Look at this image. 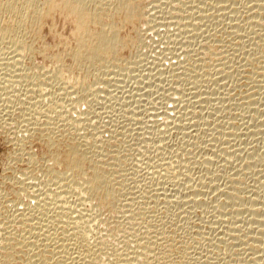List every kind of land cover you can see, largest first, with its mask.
Returning <instances> with one entry per match:
<instances>
[{"label":"rangeland","instance_id":"rangeland-1","mask_svg":"<svg viewBox=\"0 0 264 264\" xmlns=\"http://www.w3.org/2000/svg\"><path fill=\"white\" fill-rule=\"evenodd\" d=\"M135 1L143 2L142 4L144 5V8H145V10H144L145 14L143 16L144 18L142 20H140L139 23H136V25H134V24L133 25L125 24L124 26L122 25L123 27L121 26V29L119 32V36L121 38L124 36L125 37L132 36L136 41L135 45L132 46L133 45L132 44L131 45L132 47L130 46V47L125 48L124 50H121L122 51L120 54L121 59L120 58L118 59L119 62L117 60L114 61V60H108L107 59L106 61H109V62L104 61L103 63H101L99 65H93V67L91 66V68L89 67L90 71L91 70L94 71V66H95L96 70H98V67H96V66H99V68H101V69H99L101 71H99V70L97 71L99 73H96V71H94V73H93V71H92L93 74L91 76H89L91 74L90 71L84 73L86 71V69H85L86 65L84 67L83 64L80 65L79 63L77 64L76 61H73L74 58L72 56V53H73L72 51H74L73 49L76 47L75 45L77 43L75 42L76 38H74L75 32H72V31H75L74 30L75 26H74L72 19L70 17H67L66 14L61 13V12H60L61 14H59V12H57L55 15H53L52 18H49L47 21L45 19V22H44L45 24L43 26V23H42V28L40 30L41 31L40 34L42 37L40 36L39 38L40 39L42 38V39L40 40L38 38V40L34 41V49H35L34 51L35 52H33L32 54H27L26 57H24L23 63H22V68L26 71L25 73L28 74V77H30L29 78L30 81L32 82V80H33L36 82L31 83L30 81H26V79H25V82H22L20 84L21 86L19 85L16 88L18 92L19 91L20 92L22 91V92L18 93L16 91V93H18L19 96L20 95L22 96V97L20 96L21 99L26 100L27 96H26L25 92L28 91L31 87L34 88L33 85L36 84V87L34 88L35 93L33 91L34 96H36V98H37V97H40L42 95L41 99H43L42 105L44 107H47L48 105L55 106V107L57 106L56 108L54 107L55 109L58 108L57 109L58 112H56V111H55L56 113L54 112L56 116L59 115L57 117L55 116L56 120L60 121V122L58 121L57 123L63 129L67 130L69 132L68 134H70V135L73 134V136H74L75 133L77 134V132H80V131L82 132V130L79 131L78 129H76V128L81 127L79 125V120L81 121V119H83L82 121L84 123L86 121L88 124L89 123L88 119L90 118L92 121L91 122L92 125H91V123H89V125H87L88 127H86V128L88 129L89 126L90 125L91 126H90L89 130L86 129V131H90L91 128L92 129L90 132L95 133V132L99 131L96 135L97 136L99 135L98 138L99 139L101 138L100 140H102V141H100V143H102L101 144L102 145L101 152H103V154H100L99 158L101 160H103L108 154H110L104 159V162L105 163L107 162L105 165H106V168L108 169L107 171L109 172V174L112 173L111 174L112 176L110 175V177L112 178V181L115 180L114 183L117 182L115 184V187L119 188L121 186L120 182L123 183V181L126 180L124 178L127 176L129 177V178L127 177V180H126V181L129 180L128 181L129 183L124 181L125 184H127V186L126 185H124V186H126L125 188L131 187L132 189L130 188L129 195L127 194V196L122 194L125 189L121 190L123 192L120 191L122 194V199L120 197V200H123V201L119 200L118 204L124 203L127 199H128L127 200L128 202L126 201V203L129 204V201H130L129 196H130V198H131L130 203H133L132 205L134 206V207L132 206L133 208L130 207L129 208L130 210H127L128 208L124 209L123 206H120L122 204H120L119 205L120 207L117 205V207H119L118 212L114 211V210H113L114 212H112V211L108 210L107 208L105 209V206L100 205L99 202H96L95 199H93V201H92V198H90L91 201L90 200L86 201L87 204L85 203V205H86L85 210L88 211V208H90V211L93 210L92 211L93 213L92 212H88V213L92 214V219H94V220H92V222H95V223L98 222L96 224L93 223L95 225L94 226L95 228H93L92 231H90V234H92V235H89V237L92 241H94L96 239V236L99 237V235L102 234L103 231L105 234L106 233L109 234L110 232L111 233L113 232V235L116 232L118 234V235H116L117 240L115 239V241H113V242H115L117 246H118V244H119V246H121V245H123V241L124 242L126 241V240H124L125 236H126V239L129 238V233L132 229H133V231H131L130 235L135 233L136 228H137V231H139V229H140V231L137 232V234L141 235V232L144 231L142 233V235H143L147 232L149 233V231L151 232L152 230L155 231L156 229H163V226H164L165 231H166L165 233H162L160 230H159V232H157L158 230H156V234H154L155 232L153 231L149 235L151 237L155 236V238L157 240L156 241L154 239V241H156L155 247H157V249L155 248V252H160L163 249V247L166 246V245H163V243L166 240H164L163 238L161 239V237H164V238L166 237V239H167V237H174L175 242L170 241V242H173L172 245H174V248H173L174 251L172 249L173 246H171L170 248L168 246L165 247L166 249L167 248L170 249L169 251L171 253L174 252L173 254H171V253L169 254V251H168V255L170 257L168 259H170V261L173 264H175V263L176 264L177 263L178 264H264V231H263L264 230V219H263L264 218V216H263L264 215V170H263L264 169V159H263L264 155H262L264 152L261 153L262 150H264V88H263L264 87V32H263L264 31V17H263L264 16V8H263L264 7V3H263L264 0H260V1L237 0L239 3L236 0H233V1L232 0H226L227 2L224 0L226 3L223 0H218L219 2H217V0H201V1L200 0H194V1L184 0L185 2L183 0H175V1L174 0L173 1L172 0H135ZM213 1H214V3H213ZM220 1H223L222 3L224 6L222 5V3ZM170 2L172 4H170ZM201 2H203V3H201ZM186 3H187V5H186ZM192 3L195 6V8L192 5ZM254 3H255V5H257V3H259V4L257 6H255V5L253 6ZM261 3L263 6L261 5ZM190 4H191V6H193V8L190 6ZM159 5H160V7H159ZM259 5H260L261 11L259 10ZM185 6H186V8H185ZM196 6L197 7L199 6V8H198L199 10L196 8ZM252 6L254 7L253 9H252ZM200 7H201L202 11L200 10ZM211 7H212V9H211ZM246 10H249V14H250L249 18H248V11L246 12ZM251 10H253L254 12ZM232 12H233V14H232ZM256 12H258V14ZM202 14L204 15V17ZM223 14L225 16H223ZM182 16H183V19L181 18ZM177 19L180 20V22H182L181 23L182 25H184V24L186 25L188 23L190 26L186 25V26H188V28L186 26L185 27L182 26ZM249 19L250 20L252 19V20L250 21ZM189 20H190V23L192 21L196 25H194L193 23L190 24L188 22ZM253 20H255L256 22H253ZM107 21H109V20L104 19V22H107ZM178 22H179V24H178ZM184 22H186V23H184ZM169 24H170V26H169ZM191 25L194 27H192ZM255 25H257V26H255ZM51 26H52V29H51ZM133 26L137 30L134 29ZM252 26H253V29H252ZM95 27L96 26L94 25V29H95ZM222 27H223V29H222ZM127 34H128V36H126ZM248 34H250V35H248ZM226 35H227V37H226ZM213 38L216 39V41ZM220 41H221V43H220ZM67 43L69 44V46ZM203 45L205 46V48ZM209 45L210 46L212 45L214 47L212 51L210 49H208L210 47ZM0 47H2V46H0ZM43 47H45V48H43ZM49 47H50V49H48ZM69 47H70V49H68ZM71 48H73V49H71ZM207 49H208V51H207ZM40 51H41V53H40ZM1 52H5L4 48L2 50H0V53ZM58 54H59V56H57ZM183 54H185V55H183ZM216 54H218V56ZM262 54H263V56H262ZM30 55H32V56H30ZM52 56H53V58H52ZM201 59H203L204 61ZM213 60L214 61L217 60L216 63ZM63 61H64V63H63ZM114 62H116V63H114ZM190 62H192V63H190ZM56 64H58V65H56ZM62 64H64V65H62ZM79 65H80V69H79ZM197 65H199V66H197ZM201 65H203V66H201ZM216 65H218V66H216ZM194 66H195V68H194ZM219 66H220V68H219ZM1 67H0V69H1V71H0V83H1V85H4V83H3L4 79L1 77H4V76H2V73L4 75L5 69H3ZM200 67H202V68H200ZM215 67H217V68L215 69ZM28 69H29V71H28ZM55 69H57V72ZM195 69H197V70H195ZM32 70H33V73H32ZM58 70L61 73L63 72L61 74V76L62 75L63 76L62 77L59 76V77L61 78L60 80H62L65 84L62 81H60L58 78L57 79L55 78L56 81H55V79H53V76L58 74ZM212 70H213V72H212ZM44 71H46V73ZM198 72H200V73L198 74ZM32 74H33V76H32ZM84 74H86L87 76ZM96 75L99 76V79L100 78H103V79L97 80ZM194 75H197V78H195ZM38 76H40V77H38ZM81 77L86 78L85 79L86 81H83L84 83L82 82V80H80V79H82ZM36 78H38V79H36ZM46 78H47V80H46ZM48 78L51 80H49ZM117 79L118 80L120 79V80L118 81ZM37 80H39L38 85H37ZM40 80L41 81L43 80L42 84L40 83L41 82ZM77 80H79V81H77ZM49 81H50V85H48ZM51 82L55 83L56 85L51 84ZM68 84H69V88H68ZM210 84H212V85H210ZM261 84H263V85H261ZM51 85L53 88H51ZM64 85L67 86L66 89H65ZM29 86H31V87L29 88ZM73 86H74V88H73ZM26 87H28V88H26ZM61 88H63L65 90V92L67 90L69 91V92H66V94L70 93L69 97L66 98L64 96L65 92H63L64 90ZM26 89H28V90H26ZM60 89H61V91L63 90L62 94L64 93L63 95H61L64 98L63 102H65V104H63V109H62V107L60 108L59 106H61V105L58 104L61 101L59 102L58 100H55V99H59L58 97H61V96H59L61 94V91H59ZM50 91H53V92H50ZM71 91H74V92H71ZM56 92H57L56 95H58V96H56L54 94ZM58 92L60 94H58ZM43 93L48 94L47 97ZM49 93H50V95H49ZM202 93H204V94H202ZM82 94H83V96L81 97ZM84 94H86V95H84ZM253 95H255V96H253ZM51 96H52V98H51ZM66 96H68V94ZM86 96H88V97H86ZM169 96H171V97H169ZM79 97L81 99L84 97L83 99L85 101L84 102L81 101L79 103L78 102L79 101L78 99H80ZM228 98H230V99H228ZM25 100H24V104H25ZM75 100H76V102H75ZM87 100H88V102H86ZM56 101H58V102H56ZM46 102L47 103L50 102V103L46 104ZM16 103H17V101L13 105V107H12L13 111L11 110L9 115H5L7 112L6 113L3 112V115H2L4 117L3 120L7 119L6 122H9V125L4 124L5 122L3 123L0 120V199H1L0 200V223L2 224L3 222H5L6 219L8 221V223H7V221H6V223H4V226H6L7 224H8L7 226H10V225L12 226L13 225L12 223H14L12 221L15 218H17L18 214L21 215L23 213V211H26V213H27V212H30L33 210V212H35V213L37 212L36 214H38L39 209H35L38 206V203H37L38 201H37L36 196L33 195L31 189H36V188L41 189V188H43L41 186L44 183H45V186L43 185L44 188H48V187H50V185L52 186L53 180L55 179V178L53 179V177L56 176V175L52 176L50 174L45 175L46 174V172L44 173L45 167H46L45 165L50 164L49 160H46V159H48V156H49V151H50L49 147H47L48 146L47 143L44 142V140L40 137L39 132L32 131L31 133H29L30 131H24L23 130L24 127H23L21 122L24 121V119H22V117L20 116V112H19L20 110L19 109H20V106L21 105L23 106L24 104L19 103V101L17 104ZM53 103H56V105ZM69 103H70V105H69ZM167 104H168V106H167ZM201 104H202V106H201ZM25 105H28V104H25ZM64 105L66 107H64ZM5 106H7V104L3 100L2 101L0 100V108L1 109L5 108ZM18 106H19V108H18ZM171 108H173L174 110ZM66 110H68V111L66 112ZM165 110H166V112H165ZM70 111H71V113H70ZM89 111H91V112H89ZM183 111H185V112H183ZM200 111H202V112H200ZM29 112H31V111H27L28 115L27 116L25 115L24 117L30 116ZM164 113H166V114L164 115ZM62 114L65 115V117ZM17 116H19V117H17ZM62 116H63V119L65 118L63 122H61ZM18 118H21L22 121ZM76 118H77V121H76ZM85 118H88V119L85 120ZM66 119H68L67 120L69 122L68 125H67ZM100 120L102 122H100ZM184 122H185V124H184ZM196 122H198V123H196ZM24 123H25V121L23 122V124ZM72 124H73V126H72ZM78 125L80 127H78ZM176 125H178V126H176ZM95 126H96V128H95ZM66 128H68L69 130ZM95 129L96 130L98 129V130L94 131ZM252 130H254V131H252ZM101 131H103V132H101ZM254 133H256V134H254ZM12 138H13V141L11 140ZM195 138H197V139H195ZM21 144H22V146H21ZM108 144L111 146H114L111 148L112 150L110 149L111 146L107 147ZM105 146H106V149H105ZM214 146H215V148H214ZM233 146H234V148H233ZM108 149H109V151H108ZM105 150H107V151H105ZM117 150L120 153L119 155H116L118 152ZM14 151L15 152L17 151V152L14 153ZM22 151L23 152L25 151L24 153L25 154L27 153V156L23 157V155H25V154ZM257 151L259 152L258 153L259 155L256 154ZM111 152H113V154ZM246 152H248V153H246ZM21 153H22V155H21L22 157L20 156ZM28 153H29V156H28ZM14 155L16 157L15 158L16 160L13 159ZM46 155H48V156H46ZM111 155H112V159H111ZM116 156L121 158V160L118 157L115 160L114 158ZM257 156H259V157H257ZM240 157H242V158H240ZM260 157H262V159ZM20 158L22 159L21 161H20ZM30 159H31V161H32V159H36L35 163L33 161L31 162ZM117 159L120 161V163ZM253 159L257 164H255V162H253ZM183 160H184V162H183ZM258 160H260V161H258ZM210 162H211V164H210ZM251 162L254 163V165H256V166H254L253 164H249ZM260 162L263 163V166L261 165L262 163L259 164ZM114 163H116V166H118V167H116ZM108 164H109V166H108ZM110 164L114 165V166L111 165L112 169H111ZM168 164L170 166H172V167H170L172 170L171 175L173 174L174 177L171 175L168 176L166 173L167 170L165 168H167ZM245 165H246V167H244ZM28 166H31L33 172L30 170L31 168ZM250 166H253V167H250ZM108 167L111 169V171H109L110 169ZM121 168H122L123 172L120 174L119 171H122ZM124 168H125V171H124ZM27 169H28V173H27ZM248 169H250V170H248ZM36 170H37V172H36ZM40 170H41V172H39ZM239 170H240V172H239ZM113 171H114L115 175H113ZM115 171L118 173H115ZM30 172H32V173H30ZM24 173L25 174L27 173V174L25 175ZM36 173H38V174H36ZM28 174H29V176L30 175L31 176L29 177ZM32 175H34L35 178H37V179L39 177V180H37V181H36V179L33 180L34 177ZM25 176L29 177V183H31L32 181L35 183V184L31 183L32 184L31 186L34 187V188L30 189L31 192H29V191L25 192L24 190H22L23 188H21V185L22 186H24L25 184L28 185V180H26L28 178ZM45 176H47V178ZM118 176L119 177L121 176L120 179ZM11 177L14 179H12ZM31 177H32V179H30ZM116 177L118 180L116 179ZM229 177H230V179H229ZM245 177H246V179H245ZM163 178H164V180H163ZM47 179H49L48 182L49 181L51 182L50 184L46 181ZM234 179H236V181H238V182H236ZM3 180H5V181H3ZM231 180H234L235 182H233V181L230 182ZM21 181L23 182V184L21 183ZM152 183H153V185H152ZM233 183L234 184L238 183V184L234 185ZM46 184L48 185V187H46L47 186ZM228 184L229 185L231 184V185L229 186ZM35 185H36V188H35ZM237 185H239V186H237ZM260 185H262L263 187ZM190 187H191V189H190ZM228 187L233 188V190L235 189L236 191L239 190L238 189V187H239V188L243 189V190L240 189L241 191H237L238 193L239 192L241 193L243 191L239 195H241V197H244V199H247V198H245L246 196L248 197V199L250 198L249 200L247 199L246 201L245 200L243 201V198H242L243 203L241 202V200H238L239 202L237 201L236 204H234V206L231 207L232 210L230 207H228L227 210H230L231 215L229 212H228L229 214L226 213L227 210L225 211V213H226L225 214L224 210H222L220 208V210L223 211L222 212L218 209L219 208V205H218L219 202L221 201V199L224 198V196L220 195L221 190H223V188H228ZM192 188H194L196 191L194 189L192 192L189 191V190H192ZM131 190H133L132 192H134L133 195H132V192L130 193ZM213 191H214V193H213ZM22 192H23V194H22ZM196 192L198 193V195L196 194ZM26 193H28L29 195ZM146 193H148V194H146ZM135 194L139 195L141 198L137 197ZM188 194L191 196H189ZM258 194H259V196H258ZM18 195H20V196H18ZM150 195L152 196V198L150 197ZM187 195L190 197V199H188L189 197ZM124 196L127 197V199H125ZM132 196H135L137 198V200L139 199L138 200L139 202H136V200L134 201L135 197H134V199H132L133 198ZM192 196L198 197V199L196 198L197 200L196 199L195 200L197 202L199 201V203L193 202V204H192V201H191V199L193 198ZM33 197H35L36 199ZM42 197L44 198L43 195H42ZM166 197L169 200H166ZM185 197H188V198H185ZM71 198H69V199L75 205V202L77 201L76 197H71ZM180 199H181V201H180ZM252 199H254V200L258 199L257 200L258 202L257 201L256 202H257V205L259 207L254 204V208H257L260 213L256 212V213H252V215H251V212L244 211L245 208L249 206V203H247V201H250ZM144 200H145V202H144ZM146 200L149 203H147ZM187 200H188V202H187ZM200 201H201V203H200ZM72 202H71V205L73 204ZM240 202L243 205L242 204L240 205ZM36 203H37V205H36ZM194 203H195V205H194ZM238 203H239V205H238ZM136 204H138V205H136ZM246 204H248V206ZM96 205H97V207H96ZM236 205L238 206V209H240V207H242V210L244 209L242 211V213H240L241 215L237 214V209H235V208H237ZM14 206H16V207H14ZM34 206H36V207H34ZM135 206L137 207V210H136ZM139 207H142L143 209H145V211H144L145 213L142 214V215H144V216H142L143 218H141V219L139 218V221H136V220H138L137 218L139 217L138 216V213L140 212ZM122 208H123V210H122ZM19 209H20V211H19ZM233 209L235 210L234 212H233ZM124 210H127V211H125L126 215L128 213L129 217L131 216L133 218L132 219L128 218L127 217L128 215L126 216L124 214V212H123ZM5 211H7V212H5ZM130 211H132V214L130 213ZM116 212H117V214H116ZM118 213H122L123 215L118 214ZM110 214L113 216L111 217ZM236 214L239 216V219H241L239 222H237L238 224L236 225V227H240L239 230H240V232L242 231L243 235H247V236H251V235L255 236L256 235V237L258 236V238L260 239V242L255 243L256 241H254V243L257 245L261 244L260 245L261 251L258 250L259 252H256V250L252 251V250H249L247 248L244 249L243 248L244 245L243 246L240 245V243L238 242L239 240L237 241V239L234 240V238L233 239L228 238L230 235H232L236 231L231 233V229H229L230 224H228L227 220L230 219L229 216H233V215L235 216ZM254 214L258 215L259 217L258 216L256 217V215H254ZM12 215H13V218L11 217ZM120 215H121V217H120ZM93 216L96 218V220ZM97 216L99 219L97 218ZM115 216H118V217H115ZM122 216H125L126 218L123 217V219H122ZM151 216H153V217H151ZM113 217H114V220H112ZM119 217L122 220H120ZM116 218H119L118 219L119 221ZM146 218H148V219H146ZM200 218H201V220H200ZM245 218H247V219H245ZM256 218H259V219H256ZM105 219H106V221H108L110 224H113V225H110V224L108 225V222H106ZM252 219H253V221H252ZM9 220L11 222H9ZM125 220H127L129 222H126ZM133 220H134L135 224H137L136 227H134L135 225H134ZM256 220H257V222L260 220V222L257 223ZM112 221H113V223H112ZM115 222L116 223L119 222V223L117 224L118 228L114 229V227L116 226ZM136 222H138L139 224ZM164 222L165 223L168 222V223H166L164 225ZM214 222H216V223H214ZM144 223H146V224H144ZM1 224H0V226H1ZM130 224L133 227L130 226ZM154 224L158 228L156 226H154ZM158 224H161V225L159 226ZM172 224H174L173 225L174 227L172 226ZM124 225L125 226L127 225V226L122 227ZM238 225H240V226H238ZM119 226H121V227H119ZM152 226H154L153 229H152ZM259 226H260V228H259ZM2 227H3V224H2ZM168 227H170V228H168ZM129 228H131V229H129ZM166 228L168 229V231ZM105 229H108V230L106 231ZM118 229H119V231H118ZM120 229L123 230L124 234H123L122 230L120 231ZM174 229H176V230H174ZM15 230H16L17 234L20 233L17 229H15ZM95 230H97L96 231L97 235H95L96 232L93 233ZM146 230H148V231H146ZM245 230H246V232H245ZM108 231H110V232H108ZM259 231H260V234H262V235L259 234ZM118 232H120V233H118ZM240 232H238V234ZM24 233H26V232L24 231ZM125 233H126V235H125ZM242 233H240V234H242ZM248 233L250 235H248ZM158 234H159V236H158ZM165 234H168V236H166ZM120 235L121 236L123 235L124 238H123V236L121 237ZM176 235H177V237H176ZM118 237L121 238V241ZM224 238H226V239H224ZM261 239H262V241H261ZM159 240L161 242V245L159 244ZM180 240H181V242H180ZM226 240H227V242H226ZM235 241H236V243H235ZM257 241H259V240H257ZM237 242L239 245L237 244ZM186 243H188V244H186ZM227 243H228V245H226ZM231 244H234V245H231ZM228 246L230 248H228ZM238 248H240V249H238ZM166 249H164V250H166ZM197 253H199V254H197ZM25 255L26 254L24 252H20V254L17 255V259L18 258L19 259L15 260L16 263L22 264L23 260L26 257ZM170 255H173V256H170ZM253 258H256L255 261H253ZM172 259H173V261L174 260L175 261L173 262ZM178 259H179V261H178ZM117 264H118V262H117Z\"/></svg>","mask_w":264,"mask_h":264},{"label":"bare ground","instance_id":"bare-ground-1","mask_svg":"<svg viewBox=\"0 0 264 264\" xmlns=\"http://www.w3.org/2000/svg\"><path fill=\"white\" fill-rule=\"evenodd\" d=\"M173 1V0H172ZM175 1V0H174ZM184 1V0H183ZM194 1V0H192ZM201 1V0H200ZM224 1V0H223ZM223 1H220L221 3ZM226 1V0H225ZM224 1V2H225ZM233 1V0H232ZM237 1V0H236ZM249 1V0H248ZM254 1V0H253ZM256 1H260V0H256ZM179 2V1H178ZM177 2V3H178ZM185 2V1H184ZM207 2V1H206ZM217 2H219L217 0ZM216 2V3H217ZM227 2V1H226ZM225 2V3H226ZM229 2V1H228ZM238 2V1H237ZM243 2V1H242ZM143 2H137L135 0H0V47L2 50L4 48L5 52H1L0 54V67L5 69L4 71V75L2 73V76L4 77H1L3 78L4 80V85H1L0 83V100L4 101L7 106H5V108H0V120L4 123V124H8L9 125V122H6V120H3V112H7L5 115H9L11 110L13 111V105L15 104V102L19 101V103H23L24 104V100L25 99H21V97L18 95V92L17 91V87L22 83V82H25V79L26 81H30V77H28V74L25 73L26 71L22 68V63H23V59L24 57H26L27 54H32L33 52H35L34 50V41L35 40H38V38L41 36L40 34V30L42 28V23H43V26H44V22H45V19L46 21L49 19V18H52L53 15H55L57 12H59V14L61 13H64L67 15V17H70L74 23V30L75 31H72V32H75V37L76 38V47L73 49L74 51H72V56H73V61H76L77 64L79 63L80 65H86V72L90 71V68L91 66L93 67V65H99L101 63H103L104 61H106L107 59L108 60H117L119 62V58H120V54H121V50H124L125 48L127 47H130L132 44V46L135 45V39L132 37V36H129V37H120L119 36V32H120V29H121V26L125 25V24H131V25H136V23H139L140 20H142L144 17V5L142 4ZM182 3V2H181ZM198 3V2H197ZM203 3V2H201ZM214 3V1H213ZM220 3V4H221ZM232 3V2H231ZM239 3V2H238ZM244 3V2H243ZM251 3V2H250ZM264 3V2H263ZM170 4H172L170 2ZM184 4V3H183ZM247 4V3H246ZM259 3H257L258 5ZM161 5V4H160ZM159 5V7H160ZM185 5V4H184ZM183 5V6H184ZM187 5V3H186ZM193 5V3H192ZM218 5V4H217ZM223 5V3H222ZM234 5V4H233ZM255 5V3L253 4V6ZM255 5V6H257ZM262 5V3H261ZM169 6V5H168ZM174 6V5H173ZM177 6V5H176ZM191 6V4H190ZM189 6V7H190ZM194 6V5H193ZM193 6H191L193 8ZM219 6V5H218ZM217 6V7H218ZM224 6V5H223ZM227 6V5H226ZM235 6V5H234ZM247 6V5H246ZM252 6V9L254 8ZM263 6V5H262ZM146 7V6H145ZM188 7V8H189ZM202 7V6H201ZM201 7H200V10H201ZM204 7V6H203ZM209 7V6H208ZM232 7V6H231ZM236 7V6H235ZM245 7V6H244ZM243 7V8H244ZM171 8V7H170ZM186 8V6H185ZM187 8V9H188ZM195 8V6H194ZM196 8L198 9L199 6ZM251 8V7H250ZM264 8V7H263ZM173 9V8H172ZM212 9V7H211ZM249 9V8H248ZM258 9V8H257ZM262 9V8H261ZM154 10V9H153ZM171 10V9H170ZM194 10V9H193ZM199 10V9H198ZM208 10V9H207ZM238 10V9H237ZM236 10V11H237ZM243 10V9H242ZM259 10H260V5H259ZM263 10V9H262ZM195 11V10H194ZM202 11V10H201ZM200 11V12H201ZM219 11V10H218ZM248 11V18L250 17V14H249V10H246V12ZM253 11V10H251ZM261 11V10H260ZM61 12V13H60ZM198 12V11H197ZM243 12V11H242ZM241 12V13H242ZM254 12V11H253ZM259 12V11H258ZM258 12H256L258 14ZM228 13V12H227ZM260 13V12H259ZM168 14V13H167ZM170 14V13H169ZM219 14V13H218ZM233 14V12H232ZM252 14V13H251ZM63 15V14H62ZM65 15V16H66ZM183 15V14H182ZM187 15V14H186ZM195 15V14H194ZM203 15V14H202ZM237 15V14H236ZM253 15V14H252ZM256 15V14H255ZM262 15V14H261ZM196 16V15H195ZM209 16V15H208ZM223 16H225L223 14ZM233 16V15H232ZM231 16V17H232ZM66 17V18H67ZM188 17V16H187ZM204 17V15H203ZM230 17V18H231ZM236 17V16H235ZM252 17V16H251ZM255 17V16H254ZM253 17V18H254ZM261 17V16H260ZM264 17V16H263ZM165 18V17H164ZM183 19V16L181 17ZM186 18V17H185ZM192 18V17H191ZM200 18V17H199ZM206 18V17H205ZM229 18V17H228ZM252 18V19H253ZM257 18V17H256ZM104 19H108L109 21L107 22H104ZM180 19V18H179ZM188 19V18H187ZM190 19V18H189ZM232 19V18H231ZM247 19V18H246ZM251 19V20H252ZM69 20V19H68ZM178 20V19H177ZM185 20V19H184ZM183 20V21H184ZM199 20V19H198ZM250 20V19H249ZM250 20V21H251ZM144 21V20H143ZM180 22V20H178ZM187 21V20H186ZM194 21V20H193ZM246 21V20H245ZM260 21V20H259ZM69 22V21H68ZM178 22V24H179ZM190 23V20L188 21ZM253 22H256L255 20H253ZM160 23V22H159ZM177 23V22H176ZM182 22H180L181 24ZM186 23V22H184ZM193 22L191 21L190 24H192ZM240 23V22H239ZM251 23V22H250ZM263 23V22H262ZM65 24V23H64ZM167 24V23H166ZM172 24V23H171ZM194 24V23H193ZM255 24V23H254ZM257 24V23H256ZM93 25V26H92ZM94 25L97 27H95L94 29ZM182 25V24H181ZM186 25H189L188 23ZM185 24L182 25V26H186ZM196 25V24H194ZM222 25V24H221ZM225 25V24H224ZM250 25V24H249ZM262 25V24H261ZM122 26V27H123ZM170 26V24H169ZM181 26V27H182ZM190 26V25H189ZM192 26V25H191ZM238 26V25H237ZM257 26V25H255ZM260 26V25H259ZM132 27V26H131ZM188 28V26H186ZM194 27V26H192ZM207 27V26H206ZM245 27V26H244ZM250 27V26H249ZM44 28V27H43ZM54 28V27H53ZM134 29H136L134 26H133ZM179 28V27H178ZM51 29H52V26H51ZM183 29V28H182ZM192 29V28H191ZM194 29V28H193ZM223 29V27H222ZM227 29V28H226ZM229 29V28H228ZM244 29V28H243ZM252 29H253V26H252ZM131 30V29H130ZM137 30V29H136ZM173 30V29H172ZM179 31V30H178ZM197 31V30H196ZM203 31V30H202ZM225 31V30H224ZM238 31V30H237ZM236 31V32H237ZM50 32V31H49ZM180 32V31H179ZM191 32V31H190ZM206 32V31H205ZM264 32V31H263ZM138 33V32H137ZM257 33V32H256ZM40 34V35H39ZM140 34V33H139ZM232 34V33H231ZM138 35V34H137ZM174 35V34H173ZM181 35V34H180ZM184 35V34H183ZM194 35V34H193ZM250 35V34H248ZM256 35V34H255ZM128 36V34L126 35ZM140 36V35H139ZM138 36V37H139ZM211 36V35H210ZM261 36V35H260ZM42 37V36H41ZM227 37V35H226ZM240 37V36H239ZM258 37V36H257ZM140 38V37H139ZM178 38V37H177ZM180 38V37H179ZM40 39V38H39ZM42 39V38H41ZM40 39V40H41ZM214 39V38H213ZM221 39V38H220ZM262 39V38H261ZM138 40V39H137ZM216 41V39H214ZM259 40V39H258ZM213 41V40H212ZM227 41V40H226ZM229 41V40H228ZM232 41V40H231ZM238 41V40H237ZM44 43V42H43ZM221 43V41H220ZM225 43V42H224ZM45 44V43H44ZM43 44V45H44ZM62 44V43H61ZM68 44V43H67ZM138 44V43H137ZM199 44V43H198ZM218 44V43H217ZM185 45V44H184ZM231 45V44H230ZM229 45V46H230ZM49 46V45H48ZM58 46V45H57ZM65 46V45H64ZM69 46V44H68ZM131 46V47H132ZM204 46V45H203ZM208 46V45H207ZM210 46V45H209ZM212 46V45H211ZM207 47L208 49H210L211 51L213 50V46L212 47ZM218 46V45H217ZM222 46V45H221ZM39 47V46H38ZM52 47V46H51ZM234 47V46H233ZM237 47V46H236ZM45 48V47H43ZM54 48V47H53ZM57 48V47H56ZM193 48V47H192ZM205 48V46H204ZM203 48V49H204ZM219 48V47H218ZM223 48V47H222ZM50 49V47L48 48ZM63 49V48H62ZM70 49V47L68 48ZM207 49V51H208ZM246 49V48H245ZM67 50V49H66ZM215 50V49H214ZM222 50V49H221ZM37 51V50H36ZM43 51V50H42ZM63 51V50H62ZM61 51V52H62ZM69 51V50H68ZM194 51V50H193ZM204 51V50H203ZM226 51V50H225ZM224 51V52H225ZM39 52V51H38ZM210 52V51H209ZM219 52V51H218ZM217 52V53H218ZM222 52V51H221ZM220 52V53H221ZM41 53V51H40ZM39 53V54H40ZM68 53V52H67ZM187 53V52H186ZM214 53V52H213ZM212 53V54H213ZM223 53V52H222ZM235 53V52H234ZM123 54V53H122ZM188 54V53H187ZM186 54V55H187ZM204 54V53H203ZM209 54V53H208ZM242 54V53H241ZM246 54V53H245ZM256 54V53H255ZM254 54V55H255ZM258 54V53H257ZM41 55V54H40ZM45 55V54H44ZM54 55V54H53ZM65 55V54H64ZM71 55V54H70ZM185 55V54H183ZM190 55V54H189ZM218 56V54H216ZM260 55V54H259ZM32 56V55H30ZM59 56V54L57 55ZM68 56V55H67ZM71 56V57H72ZM204 56V55H203ZM221 56V55H220ZM256 56V55H255ZM263 56V54H262ZM28 57V56H27ZM45 57V56H44ZM51 57V56H50ZM65 57V56H64ZM122 57V56H121ZM223 57V56H222ZM236 57V56H235ZM244 57V56H243ZM53 58V56H52ZM58 58V57H57ZM60 58V57H59ZM68 58V57H67ZM164 58V57H163ZM203 58V57H202ZM214 58V57H213ZM51 59V58H50ZM121 59V58H120ZM188 59V58H187ZM215 59V58H214ZM218 59V58H217ZM222 59V58H221ZM249 59V58H248ZM53 60V59H52ZM57 60V59H56ZM64 60V59H63ZM161 60V59H160ZM203 60V59H201ZM200 60V61H201ZM210 60V59H209ZM250 60V59H249ZM262 60V59H261ZM204 61V60H203ZM214 61V60H213ZM217 61V60H216ZM216 61H214L216 63ZM221 61V60H220ZM244 61V60H243ZM61 62V61H60ZM106 62H109V61H106ZM185 62V61H184ZM188 62V61H187ZM256 62V61H255ZM62 63V62H61ZM64 63V61H63ZM116 63V62H114ZM134 63V62H133ZM192 63V62H190ZM225 63V62H224ZM250 63V62H249ZM76 64V65H77ZM118 64V63H117ZM208 64V63H207ZM219 64V63H218ZM256 64V63H255ZM58 65V64H56ZM64 65V64H62ZM80 65H79V69H80ZM108 65V64H107ZM101 66V65H100ZM192 66V65H191ZM190 66V67H191ZM199 66V65H197ZM203 66V65H201ZM218 66V65H216ZM223 66V65H222ZM61 67V66H60ZM65 67V66H64ZM76 67V66H75ZM90 67V68H89ZM98 67V70L101 69L99 68V66H96ZM205 67V66H204ZM207 67V66H206ZM56 68V67H55ZM63 68V67H62ZM67 68V67H66ZM70 68V67H69ZM89 68V69H88ZM188 68V67H187ZM195 68V66H194ZM202 68V67H200ZM217 67H215L216 69ZM220 68V66H219ZM225 68V67H224ZM230 68V67H229ZM237 68V67H236ZM60 69V68H59ZM148 69V68H147ZM191 69V68H190ZM54 70V69H53ZM56 72H57V69H55ZM61 70V69H60ZM82 70V69H81ZM98 70L95 69V66H94V71H96V73H99L97 72ZM189 70V69H188ZM197 70V69H195ZM207 70V69H206ZM260 70V69H259ZM1 71V69H0ZM3 71V70H2ZM29 71V69H28ZM63 71V70H62ZM80 71V70H79ZM93 70L90 71V75L91 76L93 73H92ZM101 71V70H99ZM106 71V70H105ZM187 71V70H186ZM193 71V70H192ZM46 73V71H44ZM65 72V71H64ZM69 72V71H68ZM107 72V71H106ZM110 72V71H109ZM159 72V71H158ZM213 72V70H212ZM224 72V71H223ZM32 73H33V70H32ZM48 73V72H47ZM63 73V72H62ZM59 70H58V74L57 75H54L53 76V79H61L59 76H61L62 74ZM80 73V72H79ZM112 73V72H111ZM114 73V72H113ZM182 73V72H181ZM197 73V72H196ZM200 72H198L199 74ZM206 73V72H205ZM204 74V73H203ZM213 74V73H212ZM211 74V75H212ZM227 74V73H226ZM43 75V74H42ZM45 75V74H44ZM78 75V74H77ZM86 75V74H84ZM201 75V74H200ZM199 75V76H200ZM33 76V74H32ZM56 76V77H55ZM63 76V75H62ZM61 76V77H62ZM87 76V75H86ZM96 79L98 80L99 79V76L96 75ZM101 76V75H100ZM172 76V75H171ZM195 78H197V75H194ZM206 76V75H205ZM226 76V75H225ZM232 76V75H231ZM40 77V76H38ZM85 77V76H84ZM95 77V76H94ZM185 77V76H184ZM189 77V76H188ZM247 77V76H246ZM251 77V76H250ZM29 80H28V79ZM33 78V77H32ZM45 78V77H44ZM50 78V77H49ZM48 78V79H49ZM52 78V77H51ZM82 78V77H81ZM110 78V77H109ZM108 78V79H109ZM112 78V77H111ZM178 78V77H177ZM183 78V77H182ZM252 78V77H251ZM262 78V77H261ZM35 79V78H34ZM38 79V78H36ZM40 79V78H39ZM55 79V81H56ZM72 79V78H71ZM86 78H82L80 80L83 81H86L85 80ZM100 79H103V78H100ZM99 79V80H100ZM156 79V78H155ZM191 79V78H190ZM246 79V78H245ZM45 80V79H44ZM47 80V78H46ZM51 80V79H49ZM112 80V79H111ZM118 80V79H117ZM116 80V81H117ZM120 80V79H119ZM118 80V81H119ZM140 80V79H139ZM181 80V79H180ZM201 80V79H200ZM218 80V79H217ZM38 81L37 80V85H38ZM41 81V80H40ZM54 81V82H55ZM62 81V80H60ZM79 81V80H77ZM241 81V80H240ZM31 82V81H30ZM36 81H33L31 83H34ZM43 80L40 82L42 84ZM53 82V81H52ZM51 84H55V83H52ZM63 82V81H62ZM69 82V81H68ZM94 82V81H93ZM195 82V81H194ZM218 82V81H217ZM233 82V81H232ZM257 82V81H256ZM39 83V84H40ZM57 83V82H56ZM64 83V82H63ZM71 83V82H70ZM84 83V82H83ZM101 83V82H100ZM142 83V82H141ZM192 83V82H191ZM227 83V82H226ZM47 84V83H46ZM65 84V83H64ZM78 84V83H77ZM193 84V83H192ZM218 84V83H217ZM246 84V83H245ZM25 85V84H24ZM35 85V86H34ZM33 87L35 88L36 87V84H34ZM48 85H50V81L48 83ZM56 85V84H55ZM72 85V84H71ZM70 85V86H71ZM212 85V84H210ZM263 85V84H261ZM21 86V85H20ZM40 86V85H39ZM217 86V85H216ZM31 86H29L30 88ZM63 87V86H62ZM65 89L67 86H65ZM63 87V88H64ZM196 87V86H195ZM241 87V86H240ZM258 87V86H257ZM260 87V86H259ZM24 88V87H23ZM28 88V87H26ZM34 88H30L28 91H26V96H27V99L25 100V104H28V105H21L20 106V116L22 117V119H24L25 123L23 124L24 121L21 120V118H18L20 119L22 122V125H23V130L24 131H30L29 133H31L32 131H37L39 132L40 134V137L44 140V142L47 143V147H49V156H48V159L46 160H49V165H45V171L44 173L46 172L45 175L47 174H50L52 176L56 175L55 177H53V184L52 186L50 185V187H48V185L46 187L48 188H44L45 186V183L41 186L43 188H36V185H35V188L36 189H31V188H34L33 186H31L32 184L31 183H34L33 181L31 183H29V174L32 173V168L31 166H28L30 167L31 171L28 176H25L27 177L28 179V185L25 184L24 186L21 185V188H23L22 190H24L25 192L29 191L33 193V195L36 196L37 198V203H38V208L36 206L35 209H39V213L36 214L35 212L30 211V212H27L26 211H23V213L20 215V214H16L17 215V218H15L12 222L13 225L11 226H4V223H6L7 219L5 220V222H3V227H2V224L0 226V264H17L16 263V259H17V255L20 254V252H24L26 255L25 259L23 260V263L22 264H173L168 255V251L170 249H166L165 247H172V249L174 248V245L173 242H175V239L174 237H161V239L163 238L164 240H166L163 245H166L165 247H163V249L160 251V252H155V248L157 249V247H155V244H156V238L155 236H150L149 234L151 232H153L154 230H152L151 232L149 231V233H145L142 235V233L144 232H141V235H138L137 232L140 231H137V228L135 229V233L134 234H131V231H133V229L130 231L129 233V238L126 239V236H125V239L126 240L125 242L123 241V245L118 246L116 245L115 242V239H116V235H118L116 232L115 234L113 235V232L111 233L110 232L109 234L108 233H104V231L102 232V234L99 235V237L96 236V239L94 241H92L89 237V235H92L90 234V231H92L93 228H95L94 224L98 223V222H92V214L91 213H88V212H92L93 210L90 211V208H88V211L85 210V203L86 201L90 200V198H92V201L93 199L96 200V202H99L100 205L102 206H105V209L107 208L108 210L114 212V211H117L118 212V209L120 206H123V208H128L127 210H130L129 208L132 207L133 203H130L131 202V198L129 196V204L126 203V201L128 200L127 197V194L129 195V190L130 188H125L127 186V184H125L124 181L127 180V177H123L124 180L123 183L120 182L121 186L119 188H116L115 187V184L117 183H114V181H112V178L110 177V175L112 174H109V172L107 171L108 169L106 168V163L104 162V159L110 155V154H106L107 156L105 157L104 155V159L101 160L99 157H100V154H103V152H101L102 150V143H100V140L98 137L99 135L97 136L96 134L99 132L97 131L96 129L94 131H97V132H90V131H86V127H88L87 125H89V123H91V119L89 118H85L89 120V123L87 124V122L85 121V123L82 121L83 119H81V121L79 120V126L80 128H76L78 129L79 131L82 130V132H77V134L75 133L74 136L73 134L70 135L68 134L69 132L65 129H63L60 125H58V121L59 120H56L55 118V113L58 112L57 109H55L56 107L55 106H51V105H46L47 107H44L42 104H43V99H41L42 95L40 97H37L34 96L33 94V91L35 93V90ZM44 88V87H43ZM51 88L52 85H51ZM61 88V89H63ZM68 88H69V84H68ZM74 88V86H73ZM180 88V87H179ZM221 88V87H220ZM242 88V87H241ZM255 88V87H254ZM264 88V87H263ZM37 89V88H36ZM41 89V88H40ZM50 89V88H49ZM59 89V88H58ZM61 89L59 91H61ZM185 89V88H184ZM187 89V88H186ZM210 89V88H209ZM245 89V88H244ZM257 89V88H256ZM47 90V89H46ZM64 90V89H63ZM62 90V91H63ZM214 90V89H213ZM16 91L18 93H16ZM45 91V90H44ZM43 91V92H44ZM62 91H61V94L58 92V94H60L59 96L63 95L62 94ZM109 91V90H108ZM196 91V90H195ZM232 91V90H231ZM22 92V91H21ZM20 92V93H21ZM50 92H53V91H50ZM65 92V90L63 91ZM66 92H69L68 90ZM64 94V96L67 98L69 97V94L70 93H67L68 96H66L67 94ZM71 92H74V91H71ZM77 92V91H76ZM81 92V91H80ZM105 92V91H104ZM258 92V91H257ZM48 93V92H47ZM82 93V92H81ZM84 93V92H83ZM97 93V92H96ZM146 93V92H145ZM206 93V92H205ZM226 93V92H225ZM246 93V92H245ZM255 93V92H254ZM24 94V93H23ZM44 94V93H43ZM55 95L57 94L54 93ZM53 94V95H54ZM77 94V93H76ZM110 94V93H109ZM177 94V93H176ZM199 94V93H198ZM197 94V95H198ZM204 94V93H202ZM214 94V93H213ZM212 94V95H213ZM244 94V93H243ZM242 94V95H243ZM251 94V93H250ZM46 97L48 94H44ZM43 95V96H44ZM50 95V93H49ZM86 95V94H84ZM89 95V94H88ZM146 95V94H145ZM211 95V94H210ZM25 96V95H24ZM44 96V97H45ZM58 96V95H56ZM83 96V94L81 95V97ZM124 96V95H123ZM178 96V95H177ZM228 96V95H227ZM238 96V95H237ZM255 96V95H253ZM88 97V96H86ZM147 97V96H146ZM145 97V98H146ZM171 97V96H169ZM212 97V96H211ZM219 97V96H218ZM251 97V96H250ZM25 98V97H24ZM52 98V96H51ZM50 98V99H51ZM55 98V97H54ZM59 99H55V100H58L60 103H58L60 108L62 107L63 109V104H65L64 101V98L61 96V97H58ZM71 98V97H70ZM80 98V97H79ZM84 98V97H83ZM78 99L79 103L82 101L84 102L85 100L84 99ZM240 98V97H239ZM230 99V98H228ZM251 99V98H250ZM52 100V99H51ZM50 100V101H51ZM54 101V100H53ZM56 101V102H58ZM69 101V100H68ZM108 101V100H107ZM138 101V100H137ZM173 101V100H172ZM202 101V100H201ZM226 101V100H225ZM242 101V100H241ZM73 102V101H72ZM76 102V100H75ZM88 102V100L86 101ZM216 102V101H215ZM244 102V101H243ZM2 103V102H1ZM16 103V104H17ZM50 103V102H48ZM46 102V104H48ZM174 103V102H173ZM203 103V102H202ZM207 103V102H206ZM227 103V102H226ZM52 104V103H51ZM56 105V103H53ZM57 104V105H58ZM212 104V103H211ZM217 104V103H216ZM2 105V104H1ZM45 105V104H44ZM70 105V103H69ZM72 105V104H71ZM106 105V104H105ZM197 105V104H196ZM252 105V104H251ZM3 106V105H2ZM168 106V104H167ZM184 106V105H183ZM202 106V104H201ZM204 106V105H203ZM4 107V106H3ZM55 107V108H54ZM64 107H66L64 105ZM175 107V106H174ZM173 107V108H174ZM19 108V106H18ZM171 108V109H173ZM176 108V107H175ZM183 108V107H182ZM256 108V107H255ZM65 109V108H64ZM72 109V108H71ZM75 109V108H74ZM97 109V108H96ZM128 109V108H127ZM185 109V108H184ZM167 110V109H166ZM165 110V112H166ZM174 110V109H173ZM191 110V109H190ZM212 110V109H211ZM256 110V109H255ZM17 111V110H16ZM27 111H31L29 112V115L28 117H24L25 115L27 116ZM56 111V112H55ZM68 110H66L67 112ZM96 111V110H95ZM163 111V110H162ZM230 111V110H229ZM251 111V110H250ZM55 112V113H54ZM62 112V111H61ZM65 112V111H64ZM91 112V111H89ZM130 112V111H129ZM185 112V111H183ZM191 112V111H190ZM202 112V111H200ZM228 112V111H227ZM63 113V112H62ZM71 113V111H70ZM87 113V112H86ZM105 113V112H104ZM154 113V112H153ZM58 114V113H57ZM73 114V113H72ZM79 114V113H78ZM166 113H164L165 115ZM188 114V113H187ZM191 114V113H190ZM4 115V116H5ZM19 115V114H18ZM63 115V114H62ZM67 115V114H66ZM83 115V114H82ZM86 115V114H85ZM106 115V114H105ZM170 115V114H169ZM230 115V114H229ZM14 116V115H13ZM59 116V115H57ZM56 116V117H57ZM65 117V115H63ZM63 116H62V121H64L63 119ZM89 116V115H88ZM134 116V115H133ZM138 116V115H137ZM204 116V115H203ZM6 117V116H5ZM19 117V116H17ZM61 117V116H60ZM155 117V116H154ZM262 117V116H261ZM68 118V117H67ZM80 118V117H79ZM195 118V117H194ZM197 118V117H196ZM227 118V117H226ZM9 119V118H8ZM61 119V118H60ZM71 119V118H70ZM68 119H66V122H67V125H68ZM87 120V121H88ZM152 120V119H151ZM192 120V119H191ZM217 120V119H216ZM244 120V119H243ZM255 120V119H254ZM261 120V119H260ZM70 121V120H69ZM76 121H77V118H76ZM187 121V120H186ZM60 122V121H59ZM75 122V121H74ZM100 122H102L100 120ZM240 122V121H239ZM2 123V124H3ZM20 123V124H21ZM141 123V122H140ZM198 123V122H196ZM1 124V125H2ZM3 124V125H4ZM62 124V123H61ZM99 124V123H98ZM97 124V125H98ZM185 124V122H184ZM261 124V123H260ZM64 125V124H63ZM92 125V123H91ZM90 125V126H91ZM113 125V124H112ZM135 125V124H134ZM263 125V124H262ZM7 126V125H6ZM16 126V125H15ZM65 126V125H64ZM63 126V127H64ZM73 126V124H72ZM71 126V127H72ZM89 126V128H90ZM178 126V125H176ZM185 126V125H184ZM259 126V125H258ZM257 126V127H258ZM66 127V126H65ZM64 127V128H65ZM103 127V126H102ZM166 127V126H165ZM171 127V126H170ZM210 127V126H209ZM228 127V126H227ZM249 127V126H248ZM3 128V127H2ZM73 128V127H72ZM71 128V129H72ZM89 128L87 130H89ZM96 128V126H95ZM114 128V127H113ZM4 129V128H3ZM68 129V128H66ZM85 131H84V130ZM184 129V128H183ZM254 129V128H253ZM5 130V129H4ZM8 130V129H7ZM22 130V131H23ZM69 130V129H68ZM77 130V131H78ZM211 130V129H210ZM20 131V130H19ZM23 131V132H24ZM93 131V130H92ZM110 131V130H109ZM116 131V130H115ZM114 131V132H115ZM209 131V130H208ZM212 131V130H211ZM254 131V130H252ZM259 131V130H258ZM3 132V131H2ZM33 132V133H34ZM76 132V131H75ZM103 132V131H101ZM100 132V133H101ZM25 133V132H24ZM27 133V132H26ZM32 133V134H33ZM74 133V132H73ZM111 133V132H110ZM228 133V132H227ZM253 133V132H252ZM103 134V133H102ZM211 134V133H210ZM229 134V133H228ZM256 134V133H254ZM23 135V134H22ZM214 135V134H213ZM231 135V134H230ZM263 135V134H262ZM24 136V135H23ZM116 136V135H115ZM185 136V135H184ZM203 136V135H202ZM229 136V135H228ZM242 136V135H241ZM38 137V136H37ZM152 137V136H151ZM212 137V136H211ZM107 138V137H106ZM109 138V137H108ZM111 138V137H110ZM116 138V137H115ZM118 138V137H117ZM238 138V137H237ZM39 139V138H38ZM197 139V138H195ZM213 139V138H212ZM13 141V138L11 139ZM37 140V139H36ZM41 140V139H40ZM42 140V141H43ZM39 141V140H38ZM186 141V140H185ZM251 141V140H250ZM257 141V140H256ZM21 142V141H20ZM40 142V141H39ZM217 142V141H216ZM223 142V141H222ZM243 142V141H242ZM12 143V142H11ZM209 143V142H208ZM220 143V142H219ZM186 144V143H185ZM205 144V143H204ZM15 145V144H14ZM22 146V144H21ZM111 145L108 144L107 147H110ZM166 146V145H165ZM190 146V145H189ZM114 147V146H111L110 149ZM164 147V146H163ZM202 147V146H201ZM219 147V146H218ZM257 147V146H256ZM23 148V147H22ZM198 148V147H197ZM215 148V146H214ZM224 148V147H223ZM234 148V146H233ZM105 149H106V146H105ZM117 149V148H116ZM115 149V150H116ZM181 149V148H180ZM212 149V148H211ZM210 149V150H211ZM249 149V148H248ZM263 149V148H262ZM104 150V149H103ZM112 150V149H111ZM221 150V149H220ZM242 150V149H241ZM240 150V151H241ZM259 150V149H258ZM20 151V150H19ZM107 151V150H105ZM109 151V149H108ZM118 151V150H117ZM168 151V150H167ZM231 151V150H230ZM255 151V150H254ZM17 152V151H16ZM14 151V153H16ZM21 152V151H20ZM19 152V153H20ZM23 152V151H22ZM25 152V151H24ZM23 152V153H24ZM198 152V151H197ZM264 150H262L261 153H263ZM31 153V152H30ZM108 153V152H107ZM113 154V152H111ZM199 153V152H198ZM230 153V152H229ZM237 153V152H236ZM248 153V152H246ZM255 153V152H254ZM253 153V154H254ZM259 152L257 151L256 154H258ZM25 154V153H24ZM45 154V153H44ZM119 151L117 152L116 155H119ZM168 154V153H167ZM217 154V153H216ZM231 154V153H230ZM13 155V154H12ZM22 155V153L20 154V156ZM177 155V154H176ZM185 155V154H184ZM241 155V154H240ZM259 155V154H258ZM261 155V154H260ZM264 155V153L262 154ZM261 155V156H262ZM18 156V155H17ZM24 156H27V153ZM28 156H29V153H28ZM34 156V155H33ZM129 156V155H128ZM182 156V155H181ZM194 156V155H193ZM256 156V155H255ZM19 157V156H18ZM17 157V158H18ZM22 157V156H21ZM102 157V156H101ZM114 157V156H113ZM118 156H116L114 159L116 160ZM179 157V156H178ZM214 157V156H213ZM259 157V156H257ZM256 157V158H257ZM15 155H14V158L15 159ZM30 158V157H29ZM119 158V157H118ZM192 158V157H191ZM215 158V157H214ZM242 158V157H240ZM262 159V157H260ZM40 159V158H39ZM111 159H112V155H111ZM113 159V160H114ZM121 160V158H119ZM186 159V158H185ZM199 159V158H198ZM239 159V158H238ZM258 159V158H257ZM264 159V158H263ZM16 160V159H15ZM22 159L20 158V161ZM29 160V159H28ZM35 160L36 159H32V161L35 163ZM114 160V161H115ZM118 160V159H117ZM226 160V159H225ZM31 161V159H30ZM31 161V162H32ZM106 161V160H105ZM110 161V160H109ZM112 161V160H111ZM119 161V160H118ZM260 161V160H258ZM19 162V161H18ZM27 162V161H26ZM48 162V161H47ZM123 162V161H122ZM184 162V160H183ZM191 162V161H190ZM253 162L254 159H253ZM120 163V161H119ZM169 163V162H168ZM173 163V162H172ZM204 163V162H203ZM218 163V162H217ZM262 162H260L259 164H261ZM29 164V163H28ZM37 164V163H36ZM113 164V163H112ZM110 164V166L112 165ZM115 166H116V163H114ZM122 164V163H121ZM176 164V163H175ZM181 164V163H180ZM211 164V162H210ZM225 164V163H224ZM232 164V163H231ZM239 164V163H238ZM249 164H253L254 163H249ZM255 164H257L255 162ZM30 165V164H29ZM33 165V164H32ZM44 165V164H43ZM42 165V166H43ZM120 165V164H119ZM152 165V164H151ZM166 165V164H165ZM173 165V164H172ZM220 165V164H219ZM263 166V163L261 164ZM109 166V164H108ZM114 166V165H112ZM112 166H111V169H112ZM237 166V165H236ZM256 166V165H254ZM41 167V166H40ZM44 167V166H43ZM118 167V166H116ZM122 167V166H121ZM128 167V166H127ZM165 167V166H164ZM172 166H170L168 164L167 168H165L167 170V175L170 176L171 173H172V170L171 168ZM246 167V165L244 166ZM250 167H253V166H250ZM260 167V166H259ZM34 168V167H33ZM109 168V167H108ZM153 168V167H152ZM248 168V167H247ZM41 169V168H40ZM110 169V168H109ZM111 169L109 171H111ZM155 169V168H154ZM243 169V168H242ZM114 170V169H113ZM122 170V168H121ZM233 170V169H232ZM250 170V169H248ZM264 170V169H263ZM124 171H125V168H124ZM235 171V170H234ZM247 171V170H246ZM37 172V170H36ZM41 172V170L39 171ZM120 174L123 172L122 171H119ZM240 172V170H239ZM238 172V173H239ZM14 173V172H13ZM27 173H28V169H27ZM26 173V174H27ZM43 173V174H44ZM115 173H118L115 171ZM174 173V172H173ZM235 173V172H234ZM242 173V172H241ZM247 173V172H246ZM19 174V173H18ZM25 174V173H24ZM25 174V175H26ZM38 174V173H36ZM126 174V173H125ZM161 174V173H160ZM165 174V173H164ZM113 175L114 174V171H113ZM117 175V174H116ZM166 175V176H167ZM176 175V174H175ZM240 175V174H239ZM34 179L39 180V177L38 179L35 178L34 175H32ZM112 176V175H111ZM132 176V175H131ZM167 176V177H168ZM173 176V174L171 175ZM252 176V175H251ZM19 177V176H18ZM21 177V176H20ZM41 177V176H40ZM43 177V176H42ZM47 178V176H45ZM119 177V176H118ZM121 177V176H120ZM119 177V179H120ZM133 177V176H132ZM162 177V176H161ZM174 177V176H173ZM191 177V176H190ZM233 177V176H232ZM12 178V177H11ZM129 178V177H128ZM172 178V177H171ZM195 178V177H194ZM210 178V177H209ZM217 178V177H216ZM260 178V177H259ZM258 178V179H259ZM14 179V178H12ZM18 179V178H17ZM32 179V177L30 178ZM117 179V177H116ZM139 179V178H138ZM230 179V177H229ZM228 179V180H229ZM232 179V178H231ZM240 179V178H239ZM246 179V177H245ZM257 179V178H256ZM49 179H47L46 181L48 182ZM118 180V179H117ZM164 180V178H163ZM194 180V179H193ZM236 181V179H234ZM234 180H231L230 182H235ZM238 180V179H237ZM5 181V180H3ZM31 181V180H30ZM35 181V182H36ZM122 181V180H121ZM129 181V180H128ZM126 181V182H128ZM143 181V180H142ZM12 182V181H11ZM27 182V181H26ZM41 182V181H40ZM167 182V181H166ZM225 182V181H224ZM229 182V183H230ZM238 182V181H236ZM15 183V182H14ZM21 183L23 184V182L21 181ZM20 183V184H21ZM49 184L51 183L50 181L48 182ZM129 183V182H128ZM164 183V182H163ZM226 183V182H225ZM35 184V183H34ZM39 184V183H38ZM37 184V185H38ZM119 184V185H120ZM227 184V183H226ZM234 184V183H233ZM235 184H238V183H235ZM234 184V185H235ZM240 184V183H239ZM242 184V183H241ZM14 185V184H13ZM118 185V186H119ZM126 185V186H124ZM129 185V184H128ZM153 185V183H152ZM229 185V184H228ZM231 185V184H230ZM229 185V186H230ZM233 185V186H234ZM263 185V184H262ZM260 185V186H262ZM12 186V185H11ZM17 186V185H16ZM31 186V187H30ZM148 186V185H147ZM239 186V185H237ZM243 186V185H242ZM241 186V187H242ZM15 187V186H14ZM142 187V186H141ZM188 187V186H187ZM246 187V186H245ZM263 187V186H262ZM18 188V187H17ZM146 188V187H145ZM197 188V187H196ZM256 188V187H255ZM31 189V191H30ZM125 189V190H124ZM132 189V188H131ZM191 189V187H190ZM194 188H192V190H189V191H193ZM216 189V188H215ZM239 190L237 191H241L243 189L239 188ZM241 189V190H240ZM246 189V188H245ZM20 190V189H19ZM121 190H124L121 191ZM195 190V189H194ZM259 190V189H258ZM12 191V190H11ZM38 191V192H37ZM123 192L122 194L125 195L124 198L127 199L124 203H120L118 204V201L120 200V197L122 199V194L121 192ZM133 190L130 191V193L132 192ZM196 191V190H195ZM235 189L233 190V188H223V190H221V193L220 195L221 196H224L223 199H221V201L219 202V210L220 208L222 210H224V213L225 211L227 210L228 207H232L234 206V204H236V202L238 200H241L242 202V198H243V201L247 200L248 197L246 196L245 198L247 199H244V197H241V194L240 192L238 193ZM149 192V191H148ZM154 192V191H153ZM157 192V191H156ZM199 192V191H198ZM260 192V191H259ZM14 193V192H13ZM18 193V192H17ZM134 192H132V195H133ZM136 193V192H135ZM151 193V192H150ZM190 193V192H189ZM195 193V192H194ZM202 193V192H201ZM214 193V191H213ZM257 193V192H256ZM6 194V193H5ZM21 194V193H20ZM23 194V192H22ZM28 194V193H26ZM148 194V193H146ZM187 194V193H186ZM196 194L198 195V193L196 192ZM219 194V193H218ZM245 194V193H244ZM29 195V194H28ZM42 195L44 196V198L42 197ZM136 195V194H135ZM155 195V194H154ZM171 195V194H170ZM189 195V194H188ZM187 195V196H188ZM194 195V194H193ZM214 195V194H213ZM15 196V195H14ZM20 196V195H18ZM137 197H140L139 195H136ZM146 196V195H145ZM191 196V195H189ZM188 196V197H189ZM217 196V195H216ZM250 196V195H249ZM259 196V194H258ZM3 197V196H2ZM22 197V196H21ZM20 197V198H21ZM71 197H76V202H75V205L74 203L69 199ZM134 199L135 196H132ZM150 197L152 198V196L150 195ZM154 197V196H153ZM188 197H185V198H188ZM193 198L191 199L192 201V204L193 202L195 203H199V201L197 202L196 200L198 199V197H195V196H192ZM195 197V198H194ZM257 197V196H256ZM35 198V197H33ZM35 198V199H36ZM141 198V197H140ZM176 198V197H175ZM197 198V199H196ZM258 198V197H257ZM34 199V200H35ZM72 199V198H71ZM190 199V197L188 198ZM196 199V200H195ZM250 199V198H249ZM248 199V200H249ZM1 200V199H0ZM33 200V199H32ZM136 200V202H139L137 200V198L135 197L134 201ZM166 200H169L167 199L166 197ZM219 200V199H218ZM253 200V201H252ZM250 201H247V203H249V206L248 204H246L248 207L245 208L244 211H249L251 212V215L252 213H256V212H259L257 208H254V204L257 205V200H254L252 199ZM263 200V199H262ZM9 201V200H8ZM21 201V200H20ZM23 201V200H22ZM36 201V200H35ZM73 203L71 205V202ZM91 201V200H90ZM120 201H123V200H120ZM147 201V200H146ZM151 201V200H150ZM157 201V200H156ZM159 201V200H158ZM178 201V200H177ZM181 201V199H180ZM202 201V200H201ZM200 201V203H201ZM252 201V202H251ZM257 201V202H256ZM128 202V201H127ZM145 202V200H144ZM165 202V201H164ZM173 202V201H172ZM188 202V200H187ZM239 202V201H238ZM240 202V205L243 203ZM36 203V205H37ZM92 203V202H91ZM90 203V204H91ZM147 203H149L147 201ZM151 203V202H150ZM155 203V202H154ZM186 203V202H185ZM194 203V205H195ZM204 203V202H203ZM214 203V202H213ZM6 204V203H5ZM20 204V203H19ZM87 204V203H86ZM172 204V203H171ZM187 204V203H186ZM33 205V204H32ZM117 205L119 207H117ZM131 205V206H130ZM138 205V204H136ZM148 205V204H147ZM156 205V204H155ZM169 205V204H168ZM179 205V204H178ZM185 205V204H184ZM202 205V204H201ZM239 205V203H238ZM243 205V204H242ZM263 205V204H262ZM90 206V205H89ZM237 206V205H236ZM258 206V205H257ZM6 207V206H5ZM16 207V206H14ZM33 207V206H32ZM94 207V206H93ZM92 207V208H93ZM97 207V205H96ZM134 207V206H133ZM132 207V208H133ZM136 207V206H135ZM183 207V206H182ZM259 207V206H258ZM26 208V207H25ZM91 208V209H92ZM122 208V210H123ZM262 208V207H261ZM3 209V208H2ZM34 209V210H35ZM237 214H240L242 213V207H240V209H238V206L237 208ZM18 210V209H17ZM23 210V209H22ZM114 210V211H113ZM127 210H124V214H125V211ZM136 210H137V207H136ZM218 210V211H219ZM220 210V211H222ZM232 210V208H231ZM20 211V209H19ZM96 211V210H95ZM139 213H138V220L136 221H139V218H143L142 215L143 213H145V209H143L142 207H139ZM149 211V210H148ZM235 210L233 209V212ZM7 212V211H5ZM14 212V211H13ZM25 212V213H24ZM109 212V211H108ZM116 212V214H117ZM154 212V211H153ZM152 212V213H153ZM185 212V211H184ZM223 212V211H222ZM230 213L231 215V212L230 210H227L226 213ZM93 213V212H92ZM96 213V212H95ZM130 213L132 214V211H130ZM129 213V214H130ZM181 213V212H180ZM223 213V214H224ZM225 213V214H226ZM228 213V214H229ZM260 213V212H259ZM105 214V213H104ZM118 214H122V213H118ZM154 214V213H153ZM174 214V213H173ZM227 214V215H228ZM236 214V215H237ZM258 214V213H257ZM20 215V216H19ZM111 215V214H110ZM123 215V214H122ZM126 215V214H125ZM128 215V213H127ZM126 215V216H127ZM165 215V214H164ZM229 216L230 219H228V224H230V228L231 229V233H233L232 235H230L229 233V237L228 238H234L237 239V241L240 243V245H244V249L247 248L249 250H256V252H259L261 251V247L260 245L261 244H255L257 242H260V239L258 238V236L256 237L255 236H247V235H243L242 231L240 232V227H236V225L238 224L237 222H239L241 219H239V216ZM241 215V214H240ZM256 215V214H254ZM259 215V214H258ZM256 215V217L258 216ZM7 216V215H6ZM9 216V215H8ZM19 216V217H18ZM100 216V215H99ZM113 215H111L112 217ZM150 216V215H149ZM181 216V215H180ZM260 216V215H259ZM258 216V217H259ZM264 216V215H263ZM13 218V215L11 216ZM16 217V216H15ZM94 217V216H93ZM115 217H118V216H115ZM121 217V215H120ZM119 217V218H120ZM123 217L125 216H122V219ZM128 218L132 219L133 217H129V215L127 216ZM153 217V216H151ZM190 217V216H189ZM188 217V218H189ZM201 217V216H200ZM246 217V216H245ZM251 217V216H250ZM254 217V216H253ZM252 217V218H253ZM261 217V216H260ZM95 218V217H94ZM98 218V216H97ZM119 218H116L117 220ZM126 218V217H125ZM124 218V219H125ZM136 218V217H135ZM150 218V217H149ZM202 218V217H201ZM200 218V220H201ZM220 218V217H219ZM241 218V217H240ZM9 219V218H8ZM99 219V218H98ZM120 218V220H122ZM148 219V218H146ZM158 219V218H157ZM163 219V218H162ZM161 219V220H162ZM187 219V218H186ZM204 219V218H203ZM247 219V218H245ZM251 219V218H250ZM249 219V220H250ZM254 219V218H253ZM252 219V221H253ZM256 219H259V218H256ZM264 219V218H263ZM96 220V218H95ZM103 220V219H102ZM109 220V219H108ZM114 220V217L113 219ZM129 220V219H128ZM145 220V219H144ZM151 220V219H150ZM159 220V219H158ZM183 220V219H182ZM181 220V221H182ZM255 220V219H254ZM261 220V219H260ZM260 220L258 222H260ZM106 221V219H105ZM119 221V220H118ZM126 222H129L127 220H125ZM124 221V222H125ZM131 221V220H130ZM142 221V220H141ZM140 221V222H141ZM166 221V220H165ZM246 221V220H245ZM9 222H11L9 220ZM108 222V221H106ZM123 222V221H122ZM134 222V220H133ZM173 222V221H172ZM247 222V221H246ZM257 222V220H256ZM257 222V223H258ZM8 223V221H7ZM94 223V224H93ZM113 223V221H112ZM116 223V222H115ZM119 223V222H118ZM116 223V226L114 227L115 228H118L117 224ZM121 223V222H120ZM138 223V222H136ZM143 223V222H142ZM149 223V222H148ZM168 223V222H166ZM164 222V225L166 224ZM201 223V222H200ZM216 223V222H214ZM110 223L108 222V225ZM125 224V223H124ZM132 224V223H131ZM130 224V226H132ZM139 224V223H138ZM146 224V223H144ZM156 224V223H155ZM154 224V226H156ZM175 224V223H174ZM172 224V226L174 225ZM205 224V223H204ZM107 225V224H106ZM110 225H113V224H110ZM120 225V224H119ZM122 225V224H121ZM128 225V224H127ZM126 225V226H127ZM134 227H136L137 224H135L134 222ZM159 226L161 224H158ZM176 225V224H175ZM201 225V224H200ZM242 225V224H241ZM256 225V224H255ZM263 225V224H262ZM125 225L122 226V227H126ZM147 226V225H146ZM152 226V229L153 227ZM212 226V225H211ZM215 226V225H214ZM240 226V225H238ZM253 226V225H252ZM107 227V226H106ZM105 227V228H106ZM112 227V228H113ZM121 227V226H119ZM133 227V226H132ZM157 227V226H156ZM174 227V226H173ZM176 227V226H175ZM247 227V226H246ZM111 228V229H112ZM128 228V227H127ZM126 228V229H127ZM158 228V227H157ZM170 228V227H168ZM212 228V227H211ZM219 228V227H218ZM243 228V227H242ZM254 228V227H253ZM252 228V229H253ZM260 228V226H259ZM262 228V227H261ZM17 229L20 233L17 234L16 230ZM131 229V228H129ZM147 229V228H146ZM151 229V228H150ZM155 229V228H154ZM167 229V228H166ZM228 229V230H229ZM258 229V228H257ZM106 231L108 229H105ZM122 229H120L121 231ZM128 230V229H127ZM126 230V231H127ZM144 230V229H143ZM158 230L157 232H159V230L162 232V233H165V227L163 226V229H156ZM156 230L154 231L156 234ZM176 230V229H174ZM180 230V229H179ZM24 231L26 233H24ZM97 230H95L93 233H95ZM113 231V230H112ZM119 231V229H118ZM125 231V232H126ZM128 231V232H129ZM148 231V230H146ZM168 231V229H167ZM256 231V230H255ZM264 231V230H263ZM123 232V230H122ZM127 232V233H128ZM160 232V233H161ZM170 232V231H169ZM230 232V231H229ZM238 232L242 233V234H238ZM246 232V230H245ZM248 232V231H247ZM251 232V231H250ZM24 233V234H23ZM120 233V232H118ZM175 233V232H174ZM255 233V232H254ZM263 233V232H262ZM99 234V233H98ZM122 234V233H121ZM124 234V232H123ZM180 234V233H179ZM252 234V233H251ZM257 234V233H256ZM259 234H260V231H259ZM95 235H97V232L95 233ZM126 235V233H125ZM153 235V234H152ZM166 236H168V234H165ZM212 235V234H211ZM248 235H250L248 233ZM262 235V234H260ZM121 236V235H120ZM123 236V235H122ZM121 236V237H122ZM131 236V237H130ZM159 236V234H158ZM247 236V237H246ZM154 237V238H153ZM177 237V235H176ZM93 238V237H92ZM121 241V238L118 237ZM124 238V236H123ZM160 238V237H159ZM182 238V237H181ZM258 238V239H257ZM263 238V237H262ZM154 239L156 241H154ZM177 239V238H176ZM186 239V238H185ZM226 239V238H224ZM117 240V239H116ZM228 240V239H227ZM226 240V242H227ZM230 240V239H229ZM233 240V241H234ZM259 240V241H257ZM119 241V240H118ZM170 241H173V242H170ZM185 241V240H184ZM254 241H256L254 243ZM262 241V239H261ZM181 242V240H180ZM222 242V241H221ZM230 242V241H229ZM237 242V244H238ZM118 243V242H117ZM183 243V242H182ZM198 243V242H197ZM233 243V242H232ZM236 243V241H235ZM234 243V244H235ZM159 244L161 245V242L159 240ZM188 244V243H186ZM234 244H231V245H234ZM183 245V244H182ZM225 245V244H224ZM228 245V243L226 244ZM230 245V246H231ZM239 245V244H238ZM180 246V245H179ZM182 247V246H181ZM240 247V246H239ZM176 248V247H175ZM228 248H230L228 246ZM242 248V249H243ZM166 249V250H164ZM240 249V248H238ZM188 250V249H187ZM248 250V251H249ZM259 250V251H258ZM263 250V249H262ZM157 251V250H156ZM172 251V250H171ZM174 251V249H173ZM211 251V250H210ZM233 251V250H232ZM245 251V250H244ZM198 252V251H197ZM171 252L169 251V254ZM174 252H172L171 254H173ZM189 253V252H188ZM192 253V252H191ZM253 253V252H252ZM199 254V253H197ZM196 254V255H197ZM254 254V253H253ZM252 254V255H253ZM230 255V254H229ZM239 255V254H238ZM237 255V256H238ZM248 255V254H247ZM255 255V254H254ZM170 256H173V255H170ZM200 256V255H199ZM213 256V255H212ZM19 259V258H18ZM17 259V260H18ZM175 259V258H174ZM220 259V258H219ZM251 259V258H250ZM256 258H253V261H255ZM177 260V259H176ZM182 260V259H181ZM173 261V259H172ZM175 261V260H174ZM173 261V262H174ZM179 261V259H178ZM19 262V261H18ZM116 262V263H115ZM177 262V261H176ZM180 263V262H179ZM255 263V262H254ZM259 263V262H258ZM263 263V262H262ZM176 264V263H175ZM178 264V263H177Z\"/></svg>","mask_w":264,"mask_h":264}]
</instances>
